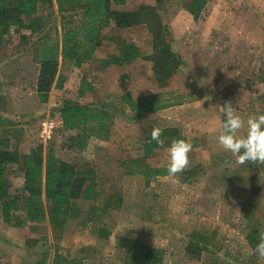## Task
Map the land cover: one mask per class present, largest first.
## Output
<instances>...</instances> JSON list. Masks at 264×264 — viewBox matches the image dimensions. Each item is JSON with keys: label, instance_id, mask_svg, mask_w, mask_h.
<instances>
[{"label": "rangeland", "instance_id": "374dc122", "mask_svg": "<svg viewBox=\"0 0 264 264\" xmlns=\"http://www.w3.org/2000/svg\"><path fill=\"white\" fill-rule=\"evenodd\" d=\"M142 4L156 6L157 2L130 0L124 10ZM160 14L173 51L184 61L166 87L156 83L153 64L144 58L153 52L147 28L113 25L103 31L97 60L78 69L63 67L66 82L52 90L47 103H41L35 86L39 74L35 46L48 35L54 37L65 22L79 20V11L59 13L43 5L38 15L48 20L41 32L33 35L23 30L7 37L0 50V93L19 96L14 100L0 95L1 141L21 155L41 145L54 147L60 160L80 170L93 169L99 197L76 200L79 218L61 229L49 222L25 221L21 227L6 223L0 202V264H36L45 252L51 253V261L58 254L67 264H125V250L118 246L123 237L163 248L164 264H264L254 251L264 234V164L241 165L217 143L225 119L219 108L226 102L245 121L264 115V0H211L197 21L178 2L166 1ZM24 36L28 43H22ZM120 41L135 44L143 58L132 65L105 67L101 61L119 54ZM15 56L20 63L14 69L11 57ZM126 93L136 101L155 94L194 96L182 106L135 117L121 102ZM66 101L105 107L113 115L124 107V114L115 116L108 134L92 138L88 148L78 152L74 141L78 132L62 129L58 109ZM46 119L55 120L56 129L44 143L40 132ZM154 128H176L192 144L190 164L183 171L188 181L178 173L179 184L167 176L148 187L143 176L123 174V161L144 157ZM160 139L163 144L147 163L167 168L165 149L172 140ZM23 177L22 163L7 168L11 194L23 188ZM110 197H123L121 209L103 217L112 235L93 236L98 224L87 217L92 207ZM193 234L206 242L193 247L197 252L188 253ZM146 237L150 245L143 242Z\"/></svg>", "mask_w": 264, "mask_h": 264}, {"label": "trees", "instance_id": "16d2710c", "mask_svg": "<svg viewBox=\"0 0 264 264\" xmlns=\"http://www.w3.org/2000/svg\"><path fill=\"white\" fill-rule=\"evenodd\" d=\"M130 0H0V50L12 32L21 34L28 30L31 34L41 32L47 18L39 17L40 8L48 5L57 8L59 13L79 11V20L67 21L55 36L42 38L35 46L34 62L39 65L36 92L41 103H47L55 88H61L67 77L61 74L63 67L81 68L85 62L96 61V52L103 42V31L111 26L128 29L145 26L152 38L153 52L147 61L152 62L156 83L166 87L172 82L178 70L184 65L182 57L173 51L168 27L163 23L161 9L166 1H175L193 18L199 20L202 12L211 0H156L157 5L142 4L133 10L118 11L114 6H126ZM22 43H28L23 37ZM118 41V40H117ZM119 54L108 60H102L105 67L132 65L142 57V51L133 43L118 42ZM126 79L125 76L121 80ZM86 79L82 81L85 88ZM84 85V86H83ZM82 89V90H83ZM81 90V91H82ZM190 95L155 94L136 101L131 93L121 97L135 117L152 115L163 110L182 106ZM62 129L77 131L74 138L78 152L86 150L92 138L102 133L108 134L115 116L124 114V107L114 111V115L105 107L84 105L73 101L64 102L58 109ZM161 137L169 140L183 139L176 128L161 129ZM1 137V136H0ZM151 137V136H150ZM0 138V202L3 205L2 216L6 223L21 227L25 221L32 223L49 222L57 229L64 228L68 221L77 219L80 211L74 206L78 199L97 201V176L93 169L80 170L72 163L60 160L54 147L46 149L43 145L31 154L21 155L11 150L8 143ZM160 148L156 141L150 140L144 146V157L122 162L125 176H143L146 185L160 177H167V168L152 167L147 163L154 149ZM22 163L24 185L21 190L11 194V185L7 179V168ZM187 173V172H186ZM185 172L181 179L188 181ZM123 197H110L101 206L92 207L90 222L98 224L92 231L93 236L109 238L112 233L105 227L103 217L110 211H119ZM187 252L193 253V247L206 242V239L191 236ZM119 247L125 250V264H164L165 250L149 247L136 239L123 237ZM66 260L55 254L45 252L36 264H67Z\"/></svg>", "mask_w": 264, "mask_h": 264}, {"label": "clouds", "instance_id": "9594fccd", "mask_svg": "<svg viewBox=\"0 0 264 264\" xmlns=\"http://www.w3.org/2000/svg\"><path fill=\"white\" fill-rule=\"evenodd\" d=\"M224 113V121L217 137L218 145L228 153L237 157L239 164H264V115L249 117L246 121L238 114L230 103L220 107ZM162 130L154 128L151 139L162 145ZM167 153V172L172 183L179 184L178 173H182L190 164L189 153L192 144L183 139L173 140L165 149ZM258 260H264V234L254 249Z\"/></svg>", "mask_w": 264, "mask_h": 264}, {"label": "built area", "instance_id": "2783aa9c", "mask_svg": "<svg viewBox=\"0 0 264 264\" xmlns=\"http://www.w3.org/2000/svg\"><path fill=\"white\" fill-rule=\"evenodd\" d=\"M56 129V123L53 119H46L42 122L40 138L44 143H47L52 139L54 130Z\"/></svg>", "mask_w": 264, "mask_h": 264}, {"label": "crops", "instance_id": "0c3cea01", "mask_svg": "<svg viewBox=\"0 0 264 264\" xmlns=\"http://www.w3.org/2000/svg\"><path fill=\"white\" fill-rule=\"evenodd\" d=\"M114 9H115V10H118V11H126V10H124V6H115ZM26 53H28V52H26ZM26 56H27V55H26ZM24 57H25V56H24V54L22 53V54H21V58L23 59ZM11 58L13 59L11 65L14 67V69H15V67L18 68V67H19V66H18V63H20V59H19V57H18V56H15V57H11ZM26 64L29 65L27 59H26ZM4 66H5V65H4ZM24 75H25V74H24ZM0 95H1V96H8V95H9V96H10L11 98H13L14 100H15V98L17 99V96H19L18 93H17V94L15 93V96L12 97V95H11L10 93H5V92H4V93L1 92ZM61 123H62V122H61ZM23 178H24V177H23ZM143 239H144V238H143ZM136 240H138V239H136ZM147 240H149L148 237H146V238L144 239L143 242H145V241H147ZM145 243L148 244V245H150L148 242H145ZM158 246H159V245H158ZM164 262H165V261H164Z\"/></svg>", "mask_w": 264, "mask_h": 264}]
</instances>
